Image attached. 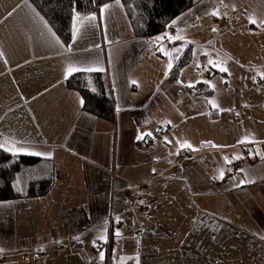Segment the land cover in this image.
Returning <instances> with one entry per match:
<instances>
[{
	"label": "crops",
	"instance_id": "crops-1",
	"mask_svg": "<svg viewBox=\"0 0 264 264\" xmlns=\"http://www.w3.org/2000/svg\"><path fill=\"white\" fill-rule=\"evenodd\" d=\"M95 73L114 122L67 86ZM0 150L57 172L48 195L0 202V264L100 263L109 234L111 264H264V0H202L153 39L113 1L70 44L0 0Z\"/></svg>",
	"mask_w": 264,
	"mask_h": 264
},
{
	"label": "trees",
	"instance_id": "trees-1",
	"mask_svg": "<svg viewBox=\"0 0 264 264\" xmlns=\"http://www.w3.org/2000/svg\"><path fill=\"white\" fill-rule=\"evenodd\" d=\"M29 1L66 44L72 42L75 27L81 18L95 13L100 7L113 1H121L135 36L145 39L165 35L178 17L202 2V0ZM190 58L191 53L188 52L174 65L170 81L177 79ZM67 86L81 94L85 112L107 122H114L113 99L105 75L77 74L68 79ZM203 88L204 85H199L195 91L202 93ZM56 173L54 165L50 162L14 156L0 150V202L48 195L54 187ZM20 177L26 182L25 188L22 187Z\"/></svg>",
	"mask_w": 264,
	"mask_h": 264
},
{
	"label": "built area",
	"instance_id": "built-area-1",
	"mask_svg": "<svg viewBox=\"0 0 264 264\" xmlns=\"http://www.w3.org/2000/svg\"><path fill=\"white\" fill-rule=\"evenodd\" d=\"M101 246L105 249V253H106V258L103 262L100 263H96V262H92L90 264H111V259H112V253H113V241H112V236L111 234H109V236L107 237V241L103 244H101Z\"/></svg>",
	"mask_w": 264,
	"mask_h": 264
},
{
	"label": "snow or ice",
	"instance_id": "snow-or-ice-1",
	"mask_svg": "<svg viewBox=\"0 0 264 264\" xmlns=\"http://www.w3.org/2000/svg\"><path fill=\"white\" fill-rule=\"evenodd\" d=\"M81 69L80 68H76L75 66H70L68 69H67V73L70 75L73 71H80ZM85 71H93L94 69L89 67L87 69H83ZM224 69H221V71H223ZM32 154H35V153H32ZM117 235H119V233H117ZM101 259H103V254H101Z\"/></svg>",
	"mask_w": 264,
	"mask_h": 264
},
{
	"label": "rangeland",
	"instance_id": "rangeland-1",
	"mask_svg": "<svg viewBox=\"0 0 264 264\" xmlns=\"http://www.w3.org/2000/svg\"><path fill=\"white\" fill-rule=\"evenodd\" d=\"M20 181H21L22 187L25 188L26 187V182H25L24 178L20 177Z\"/></svg>",
	"mask_w": 264,
	"mask_h": 264
}]
</instances>
